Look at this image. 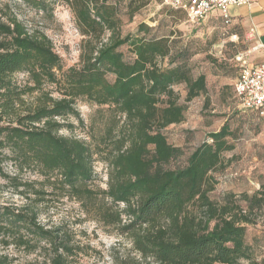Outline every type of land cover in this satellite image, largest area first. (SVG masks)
I'll list each match as a JSON object with an SVG mask.
<instances>
[{
	"label": "trees",
	"instance_id": "obj_1",
	"mask_svg": "<svg viewBox=\"0 0 264 264\" xmlns=\"http://www.w3.org/2000/svg\"><path fill=\"white\" fill-rule=\"evenodd\" d=\"M22 1L46 11L49 0ZM64 1L73 7L82 34L93 40L85 46L79 70L64 73L62 59L45 34L30 32L15 15L6 22L0 19V177L11 179L3 168L8 149L21 168H36L48 180L55 177L75 200L92 201L100 194L109 199L111 206L101 219L118 227L138 256L120 264H264L247 241L248 227L264 210V194L238 199L229 194L221 203L211 199L217 185L212 176L227 168L224 154L235 150L229 121L208 134L182 167L171 168L184 151L170 144L163 131L181 124L186 109L174 88L185 86L186 102L208 94L206 76L194 75L191 46L171 36L149 38L153 29L145 23L137 35L121 37L118 5L109 0ZM141 8L131 9L130 17ZM169 9L171 15L183 13ZM106 31L111 34L104 43ZM126 46L129 60L120 51ZM62 72L64 79L58 75ZM21 73L28 77L25 84L16 81ZM61 83L64 99L43 94L40 103H28L44 84ZM79 99L109 106L125 118L120 138L110 142L114 148L104 159L109 172L103 192L89 187L95 177L91 148L59 135L62 120L79 117ZM106 137L113 140V132ZM120 205L126 209L121 211ZM1 235L7 246L43 249L45 264H72L76 256L71 240L40 224L32 209L0 207ZM259 241L264 237L256 245ZM0 264L13 260L0 256Z\"/></svg>",
	"mask_w": 264,
	"mask_h": 264
},
{
	"label": "rangeland",
	"instance_id": "obj_2",
	"mask_svg": "<svg viewBox=\"0 0 264 264\" xmlns=\"http://www.w3.org/2000/svg\"><path fill=\"white\" fill-rule=\"evenodd\" d=\"M130 2L132 7L129 6ZM109 3L118 5V33L121 37L137 35L139 25L145 23L153 29L149 38L171 36L183 44H189L196 53L192 58L194 75L206 76L208 94L192 102L185 101L187 90L184 85L174 88L180 104L186 109L181 124L171 125L163 131L170 144L184 151L182 160L173 163L171 168L182 167L195 148L207 140L208 134L218 131L229 121L233 130L230 141L235 144V150L224 154L227 168L212 176L217 185L211 199L221 203L229 194H233L235 199L242 194H264V116L242 110L235 96V83L240 70L237 57L248 55L249 61L258 63L256 53L251 52L254 42L240 35L235 42L232 36L237 33L233 26H226L220 16H209L204 22L193 24L184 12L179 16L171 15L169 7L164 6L161 0H109ZM136 7L142 8L130 17L129 11ZM12 15L23 22L30 32L43 33L50 39L54 51L62 59L64 73L71 68H82L81 55L86 51L87 42L92 39L82 34L70 3L49 0L47 10L41 11L22 0H0V19L6 22ZM110 34L109 31L105 32L104 43ZM120 51L127 60L131 59L127 46ZM58 75L64 79L63 72ZM15 78L21 84L28 82V77L22 73ZM64 91V83L44 84L27 101L38 104L44 99L43 94L55 100L64 99ZM75 107L79 117L68 116L62 120L64 128L59 135L75 138L91 148L95 177L89 187L97 193L106 191L109 168L104 159L114 148L110 142L120 138L119 132L124 127L125 118L120 119L109 106H98L86 99L77 100ZM109 131L113 132V140L108 141L106 136ZM6 155L8 159L4 163V172L21 185L0 177V207L36 211L40 224L71 240L76 252L72 264H120L127 259H138L131 240L122 235L118 227L101 219L102 211L111 206L109 199L100 194L92 201L75 200L62 191L55 177L48 180L36 168H21L8 149ZM119 209L124 211L126 208L120 205ZM123 219L128 221L125 216ZM2 237L0 256H8L13 264H45L48 259L43 249L29 252L12 244L7 246ZM263 237L264 210L247 230V241L255 248L259 260L264 257V242L259 241L256 245L255 240Z\"/></svg>",
	"mask_w": 264,
	"mask_h": 264
},
{
	"label": "built area",
	"instance_id": "obj_3",
	"mask_svg": "<svg viewBox=\"0 0 264 264\" xmlns=\"http://www.w3.org/2000/svg\"><path fill=\"white\" fill-rule=\"evenodd\" d=\"M248 2V0H162L164 6L186 13L193 24L202 23L214 12H218L226 26L232 23L230 9L247 5ZM232 39L235 42L239 40L237 35H233ZM261 49L262 46L256 44L251 52ZM237 61L240 63V70L235 83V96L240 108L264 116V61L252 64L248 55H239Z\"/></svg>",
	"mask_w": 264,
	"mask_h": 264
},
{
	"label": "crops",
	"instance_id": "obj_4",
	"mask_svg": "<svg viewBox=\"0 0 264 264\" xmlns=\"http://www.w3.org/2000/svg\"><path fill=\"white\" fill-rule=\"evenodd\" d=\"M248 4L240 7H232L230 15L234 32L248 41L260 44L262 49L253 52L256 53L255 59L258 63L250 61L252 64H259L264 61V0H248ZM211 16H220L218 12H214ZM253 30V33L251 31ZM252 59V58H251ZM239 75V74H238ZM238 79V77H237Z\"/></svg>",
	"mask_w": 264,
	"mask_h": 264
}]
</instances>
